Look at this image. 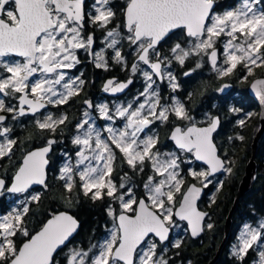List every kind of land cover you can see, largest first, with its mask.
<instances>
[{"label":"snow or ice","instance_id":"1","mask_svg":"<svg viewBox=\"0 0 264 264\" xmlns=\"http://www.w3.org/2000/svg\"><path fill=\"white\" fill-rule=\"evenodd\" d=\"M84 4L85 0H0V160L11 161L13 150L18 147L17 140L9 137L12 129L3 127L8 114H13V120L29 113L35 115L48 105L67 104L83 90L85 81L80 76L70 77L65 71L80 63L78 50L88 53L96 68L109 70L111 60L130 73L125 81L108 80L103 87L105 92H123L133 83L132 77L140 73L143 91L132 102L116 104L113 109L106 103L95 106L109 122L103 129L96 127L89 111L92 102L84 101L87 107L75 124L72 137L77 146L75 163L68 157L57 177L63 182L60 198L66 204L70 206L74 199L79 202L81 195L93 203L101 201L112 227L106 237L87 250L68 248L80 227L68 211L52 210L50 218L36 230L29 229L25 218L44 195V191L30 189L34 185L43 190L49 188L48 154L58 141L48 139L45 146L23 152L10 186L6 187L5 179L0 178V193L27 194L19 206L0 214V264H169L168 246H161L178 226L174 218L187 222L192 237L199 236L205 227L211 229V223H204L208 213L197 207V201L203 189L213 183L209 177L217 172L230 174L233 161L222 158L214 143L213 133L220 118L209 115L205 126H197L179 98L172 96L170 101L162 102L157 83L166 80L175 92L179 84L169 69L173 62L183 66L192 56H207L219 76H228L241 66L246 72L244 80L255 68L264 67V0H242L237 7L222 13L214 11L215 0H127L122 24L113 23L116 12L111 0H94L87 13ZM86 24L103 30L104 46L99 51L94 50L95 32H86ZM177 29L189 38L185 41L187 47L175 43L168 53H162L163 45L169 43ZM221 37L225 39L221 41ZM218 42L223 44L219 67ZM125 43L135 57L130 67L123 51ZM13 54L23 58V62L4 59ZM227 87L224 85L219 91ZM251 88L264 104V79L255 80ZM8 97L18 103L6 104ZM252 115L246 113L245 118ZM118 118L124 122L122 127L114 126ZM66 121V112L59 116L48 113L35 124L42 132L55 136ZM157 121L188 122L186 127L176 124L170 139L179 150L207 166L204 170H188L192 183L186 185L181 174V157L161 153L156 147L159 137L149 132ZM237 123L244 126L245 119ZM236 139L244 137L237 135ZM146 161L151 174L143 181L139 197L127 172L120 176L119 184L113 179L117 165L126 164L133 173L140 174L145 173ZM222 186L223 181H219L217 192ZM210 203H215V195ZM182 242L176 239L170 245L178 249ZM249 249L258 253L252 264H264V220L255 227L243 225L231 254L244 264Z\"/></svg>","mask_w":264,"mask_h":264},{"label":"flooded vegetation","instance_id":"2","mask_svg":"<svg viewBox=\"0 0 264 264\" xmlns=\"http://www.w3.org/2000/svg\"><path fill=\"white\" fill-rule=\"evenodd\" d=\"M93 2L94 0H85L84 8L86 13L91 11V5ZM241 2L242 0H215L214 11L222 13L226 10L237 7ZM126 4L127 0H111L113 11L116 12V17L113 21L114 24H122V12L126 7ZM85 29L86 32H95L94 50L99 51L104 46L101 43L104 37L103 30L95 29L88 24L85 25ZM188 39L189 38L185 35V32L182 29H177L169 43L163 45L161 51L164 54L168 53L170 47L175 43H181L183 46L187 47L185 41ZM224 39L225 37H221V41ZM216 47L220 49L217 64L219 67L222 65L223 61V55L221 54L223 51V44L218 42ZM123 51L128 55L130 67L131 62L135 57L131 54L126 43ZM108 52L110 54L111 50L109 49ZM76 54L80 63L74 68L65 71L68 76H80V78L85 81L83 90L78 95L73 96L68 103L64 105H48L35 115L29 113L13 120V114H8V119L3 123V127H10L12 129L9 133V137L16 139L18 144V147L13 150L14 155L11 161L7 158L0 160V178L5 179L6 187L11 184V177L20 163L23 152L45 146L48 139H56L58 142L52 146V151H50L48 155L49 164L47 166L46 182L49 183V181L53 180L63 183L57 179V177L60 174V168L63 166L64 160L71 157V161L75 163L77 146L72 143V137L76 131L75 124L87 107L84 104V101L89 100L92 102L93 108L89 109V111L95 119L96 127L103 129L109 122L100 116L95 108L96 105L106 103L110 109H113L116 104L127 105L129 102L133 101L134 97H136L139 92L143 91L144 81L140 73H137L132 77L133 83L123 92L111 93L103 91V87L108 80L115 78L117 81H125L129 78L130 73L121 70V67L112 63L111 60H109V70L105 71L102 68H96L92 62V57L83 49L78 50ZM4 59L9 61L19 60L23 62V58L15 56L14 54L5 57ZM197 63H200L201 67H197ZM193 69L194 71H192ZM169 71H172L176 76L179 88L175 92H172L166 80L163 82L158 81L157 86L160 89L162 102L170 101L172 96L179 98L197 121V126H205L207 123V116L209 115L218 116L220 118V124L217 131L213 133L214 143L217 144L221 157L233 161V165L230 174L221 172L209 177L213 183L203 189L200 199L197 201V207L201 211L208 213V216H206L204 220L205 225L211 223L213 227L211 229L205 227L204 231L201 232L199 236L192 237L188 230L187 222L179 221L178 218H174L177 219L178 226L173 228L169 236V241H166L165 245H162L161 247L168 246L167 257L171 258L169 264H189V262H191V264H197L199 261L206 260L208 255L207 247L210 244L209 241H211V234L209 236V233L217 230L219 225L217 216H219L218 214L221 208L224 207L222 197L227 194L226 191L229 190V184L232 180L237 181L235 190L238 193L240 182L242 180L241 178L244 174V172H242V174L239 175V170L241 168L245 169L247 163H249L251 159V152L254 151V159L256 161L255 166L258 174L256 177L257 180H255L256 182L253 184L252 188L247 190V192L239 198L237 207L235 206V210L231 215L229 233L226 236L221 252L218 253L219 255L216 262L212 264L240 263L236 257L231 254V249L234 244L238 243L240 227L247 222L253 223L256 219L255 217L259 216V214L255 215L256 213L252 211L255 207L252 200L255 199L254 197L256 195V192L254 191L260 189V181L264 180V130L258 135V132L261 129L260 127H262L260 115L262 114L263 107L261 101L255 96L254 91L251 88V83L255 80L264 79V67L255 68L253 74L249 76L247 80H244L242 77L246 72L241 66H238L237 69L228 76H219L212 68L207 56H204L203 58L192 56L185 61L183 66L173 62ZM185 72H190V75L185 76ZM224 85H228V87L224 88L223 91H219ZM141 99H143V97H141ZM5 102L6 104L18 103L15 99L10 97L5 98ZM135 106L136 104L134 103L133 107ZM232 109H239L240 111L234 112ZM64 112L68 114V121L57 129L55 136L47 132H42L36 127L35 121L38 118L42 119L43 115L51 113L54 116H59ZM249 112L253 113V115L250 118H245V114ZM240 119H245L244 126H240L237 123ZM170 120H172V117H170ZM123 123L124 122L118 118L115 121L114 126L122 127ZM187 123L188 122L186 121H176L175 124H161L157 121L151 125V131L149 132L150 135H158L159 142L156 147L161 153H176L181 157L183 162L180 163V169L181 174L185 177L186 185L193 182L192 177L188 175L189 169L199 171L204 170L207 167L203 162L194 160L190 154L179 150L175 145V142L170 139L172 128L176 124L181 127H186ZM61 129H63L62 132ZM237 135L243 136L244 139H236ZM229 137H232V139L229 140ZM0 139H2V137H0ZM248 152L250 153V156H247ZM64 153H67L68 156H65ZM224 153H227V155L225 156ZM119 155L120 154L117 151V156L119 157ZM189 160H191V163L188 162ZM125 172L131 177L132 183L136 185L134 190L139 197L143 193V181L146 179L147 175L151 174L150 166L146 161L145 173L137 174L133 173L126 164H124L123 167L117 165L112 173V177L117 184L120 182V176ZM219 181H223V186L217 192L216 189ZM197 186L199 187L201 185L198 184ZM48 190L49 188L43 190L42 187H36L30 191L45 192ZM237 193L235 197L237 196ZM26 195L27 194L19 193L10 194L7 191H3L0 193V201L2 200L7 203L8 210L10 207V202L8 201H11L13 198L18 199L25 197ZM213 195H215V203H210V198ZM241 202L245 207L244 210L247 212L240 211V207L242 206ZM117 210L119 211V209ZM0 212L4 213L1 207ZM50 213L51 211L48 212V217L45 221L50 218ZM104 214L106 220L102 223L97 235H94L91 238L88 236H80L78 235V230V232L74 234L75 236L68 248H83L87 250L92 243H97L106 237L108 235V229L112 227V221L107 216L105 210ZM75 218L77 219L76 216ZM176 239H181L183 241L178 249L172 248L170 245V241H175ZM68 248H65V253L68 251ZM252 251V249H249L244 264H250L253 260L254 252ZM61 260H63V254Z\"/></svg>","mask_w":264,"mask_h":264},{"label":"trees","instance_id":"3","mask_svg":"<svg viewBox=\"0 0 264 264\" xmlns=\"http://www.w3.org/2000/svg\"><path fill=\"white\" fill-rule=\"evenodd\" d=\"M253 154L255 158V152L253 153L251 152V157ZM247 156H250L249 152L247 153ZM254 162L256 163L255 159H254ZM246 167L245 169L241 168L239 170V175H241L242 172H244L245 174ZM255 180H257V178ZM236 182L237 181L235 180H232V182H230L229 190L226 191L227 194L222 197L224 207L221 208L218 214L219 216H217L218 217L217 221L219 222L217 230L214 232L211 231L209 233V236L211 234V241H209L210 244L207 247L208 255L206 257V260L199 261L197 264H207V263L210 264L215 259V256H217V253L218 252L220 253L222 250V247L226 239L225 228H226L227 218H228V215L231 209L233 208V205H234L233 203H235V200H236L235 198L237 197V196L235 197L237 193V191L235 190ZM255 182L256 181H254V183ZM260 183H261L260 189L257 191H254L256 192V195L254 197L255 199L252 200V203L255 205L252 211L256 213L255 215L259 214V216L261 214H264L263 212L264 211V190H263L264 180L260 181ZM48 184H49V190L44 192V195L41 197L40 204L38 206L33 205L31 207L29 216L25 218L28 221L29 229L36 230L41 225V223L45 221V219L48 217L49 211L64 210V211L71 212L79 220L80 229H79L78 235L85 236V237L88 236L89 238H91L94 235H97L98 230H100L102 223L104 222V220H106L104 216L105 215L104 209H102L104 208L105 204L102 203L101 201H97L93 203L87 197H83L81 195V197L79 198V202H77L74 199L71 205L69 206L68 204L65 203L64 200L60 198L63 193V189L61 187L62 183L51 180L49 181ZM238 194H239V191L237 195ZM238 201L237 203H235L236 207H237ZM0 207L3 212L7 211V203L5 201H2V200L0 201ZM244 209L245 207L242 203V206L240 207V211L247 212ZM233 264H240V263L237 262Z\"/></svg>","mask_w":264,"mask_h":264},{"label":"water","instance_id":"4","mask_svg":"<svg viewBox=\"0 0 264 264\" xmlns=\"http://www.w3.org/2000/svg\"><path fill=\"white\" fill-rule=\"evenodd\" d=\"M262 114L260 115L261 116V123H262V127H260L261 129L259 130L258 132V135H260L262 133V131L264 130V104H262ZM257 135V136H258ZM254 152V151H253ZM252 152V153H253ZM50 153V152H49ZM49 155V154H48ZM49 160V158H48ZM49 164V163H48ZM255 162H254V154L252 155L249 163L247 164V167H246V170H245V174L243 175V177L241 178V182H240V188H239V194L237 195L236 197V200H235V203H237L238 199L243 196L247 190H250L253 186V183L255 181V177L257 176V170H256V166H255ZM46 172H47V168H46ZM217 173H221V172H217ZM216 174V173H215ZM36 187H42L40 185H34L32 189L36 188ZM31 190V189H30ZM9 193V192H8ZM10 194H13V193H10ZM233 203V208L231 209L229 215H228V218H227V222H226V228H225V234L226 236L228 235L229 233V228H230V224H231V215H232V212L236 206V204ZM64 211V210H62ZM69 212V211H68ZM71 213V212H70ZM72 214V213H71ZM73 215V214H72ZM79 228L77 229V232H78ZM171 233V232H170ZM76 234V233H75ZM75 236V235H74ZM170 236V234H169ZM219 253V252H218ZM217 253V256H215V259L210 263H214L216 262V259L218 257V254Z\"/></svg>","mask_w":264,"mask_h":264},{"label":"rangeland","instance_id":"5","mask_svg":"<svg viewBox=\"0 0 264 264\" xmlns=\"http://www.w3.org/2000/svg\"><path fill=\"white\" fill-rule=\"evenodd\" d=\"M67 161V159L66 160H64V163ZM63 163V164H64ZM23 199H25V197H21V198H18V199H15V198H13L11 201H8V202H10L9 203V205H10V207H9V209L6 211V212H8V211H10L13 207H17V206H19V201H21V200H23ZM6 212H4V213H2V212H0V214H5ZM261 220H264V214L263 215H260V216H257L256 217V219L253 221V223H249V222H247L248 224H252L254 227L255 226H257V224L261 221ZM245 224V223H244ZM243 224V225H244ZM243 225L240 227V231L242 230V228H243ZM240 231H239V233H240ZM238 233V234H239ZM108 234V233H107ZM252 252H254V251H252ZM256 259H258V253L257 252H254V256H253V260H256ZM252 260V261H253ZM252 261H251V263L250 264H252Z\"/></svg>","mask_w":264,"mask_h":264}]
</instances>
